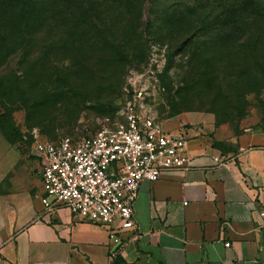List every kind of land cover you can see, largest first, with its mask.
<instances>
[{
    "label": "rangeland",
    "instance_id": "374dc122",
    "mask_svg": "<svg viewBox=\"0 0 264 264\" xmlns=\"http://www.w3.org/2000/svg\"><path fill=\"white\" fill-rule=\"evenodd\" d=\"M70 1L35 0L34 36L25 27L14 34L1 24L2 34L16 37L11 57L0 63V78L12 81L0 90V178L23 176L26 160L37 161L31 172L42 177L35 135L51 143L77 141L92 136L106 118L124 123L130 107L161 125L187 116V127L219 135L227 145L263 128L264 56L258 63L235 39L195 33L188 25L217 13L222 0L86 6L92 17L73 15ZM44 87L52 96L60 87L69 94L47 103L36 98Z\"/></svg>",
    "mask_w": 264,
    "mask_h": 264
},
{
    "label": "crops",
    "instance_id": "0c3cea01",
    "mask_svg": "<svg viewBox=\"0 0 264 264\" xmlns=\"http://www.w3.org/2000/svg\"><path fill=\"white\" fill-rule=\"evenodd\" d=\"M191 121L163 123L188 140L191 166L141 184L136 228H113L123 244L115 264H264V126L224 153L214 145L219 135ZM36 164L26 160L23 176L0 178V264H109L110 228L66 208L48 212Z\"/></svg>",
    "mask_w": 264,
    "mask_h": 264
},
{
    "label": "built area",
    "instance_id": "2783aa9c",
    "mask_svg": "<svg viewBox=\"0 0 264 264\" xmlns=\"http://www.w3.org/2000/svg\"><path fill=\"white\" fill-rule=\"evenodd\" d=\"M123 117L124 123L106 118L92 136L77 141L67 137L51 143L35 135L33 149L41 167L44 208L50 213L66 208L81 220L110 228L109 264H115L123 245L115 225L136 228L134 204L141 184L191 166L185 137L165 131L133 107ZM260 217L264 220V210ZM1 242L0 236V248Z\"/></svg>",
    "mask_w": 264,
    "mask_h": 264
},
{
    "label": "trees",
    "instance_id": "16d2710c",
    "mask_svg": "<svg viewBox=\"0 0 264 264\" xmlns=\"http://www.w3.org/2000/svg\"><path fill=\"white\" fill-rule=\"evenodd\" d=\"M2 2L0 11L5 14V18L0 16V29L2 28L1 24L4 23L7 29L11 28L13 30L14 34L22 32L24 27L30 36L37 34L39 25L36 18L37 5L35 0H2ZM70 2L76 8L73 12L76 14L73 15H80L81 17H92L91 11L86 6L94 9L95 6L102 7V5L107 6L109 4L121 6L135 4L134 8H136V4L143 5L141 0H89L88 3L71 0ZM18 7H20L19 11L17 10ZM188 25L191 29H194L195 33L204 31L217 32L224 40L227 37L235 39V44L238 42L242 48L249 50L250 54L255 57L254 60L258 63L260 61L259 56H264V0H238V2L230 4L228 0H222L219 3V11L217 13L212 14L208 18L203 17L199 18V20H190ZM12 37L16 36L11 32L9 34H2L0 30V63L6 62L12 55V52L9 53L14 45ZM192 37L197 38L198 34H193ZM20 45L23 46L22 41ZM9 79L0 78V90L5 89V87L8 89L9 84L12 82ZM53 91H56L57 95L52 96L48 93L47 88L44 87L41 91L42 93L36 98H44L48 103L50 98L61 100L64 97L67 98L69 94L68 91L61 87ZM20 94L21 98H28L24 90H21ZM44 99L38 100L37 103L44 101ZM52 103L55 104V101ZM1 119H3L2 116L0 117V127L1 129H5L3 124H1ZM46 129L47 134H50V126H47ZM6 135L14 143L18 141L11 139L8 134ZM214 145L224 153H227L231 149L230 145L224 143L215 142Z\"/></svg>",
    "mask_w": 264,
    "mask_h": 264
}]
</instances>
